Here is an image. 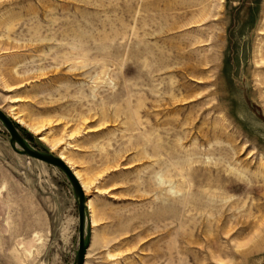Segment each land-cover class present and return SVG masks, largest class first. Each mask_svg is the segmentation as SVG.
Returning <instances> with one entry per match:
<instances>
[{"label": "rangeland", "instance_id": "rangeland-1", "mask_svg": "<svg viewBox=\"0 0 264 264\" xmlns=\"http://www.w3.org/2000/svg\"><path fill=\"white\" fill-rule=\"evenodd\" d=\"M0 110L80 172L83 264H264V0H0ZM8 138L0 264H71L70 184Z\"/></svg>", "mask_w": 264, "mask_h": 264}, {"label": "water", "instance_id": "water-1", "mask_svg": "<svg viewBox=\"0 0 264 264\" xmlns=\"http://www.w3.org/2000/svg\"><path fill=\"white\" fill-rule=\"evenodd\" d=\"M0 122L9 135L8 143L14 152L54 166L66 176L75 199L77 215V245L71 264H83L85 251L90 240L91 229L87 206L85 204L86 197L77 177L74 175L70 167L59 158V156L53 155L49 152H40L29 147L13 124V121L2 110H0Z\"/></svg>", "mask_w": 264, "mask_h": 264}, {"label": "bare ground", "instance_id": "bare-ground-1", "mask_svg": "<svg viewBox=\"0 0 264 264\" xmlns=\"http://www.w3.org/2000/svg\"><path fill=\"white\" fill-rule=\"evenodd\" d=\"M59 158L62 159L70 167V169L73 171L74 175L77 177L79 183L81 182L80 185L82 184L81 187L83 189L84 183L81 180L80 172L72 165V163L67 159V157L64 154L61 153ZM83 192H84V189H83ZM89 203H90L89 200H87V198H86L85 204L87 206V212H88L89 219H90V226H93L95 223H94V219H93V216H92V213H91V210H90V204Z\"/></svg>", "mask_w": 264, "mask_h": 264}, {"label": "trees", "instance_id": "trees-1", "mask_svg": "<svg viewBox=\"0 0 264 264\" xmlns=\"http://www.w3.org/2000/svg\"><path fill=\"white\" fill-rule=\"evenodd\" d=\"M15 125V124H14Z\"/></svg>", "mask_w": 264, "mask_h": 264}]
</instances>
